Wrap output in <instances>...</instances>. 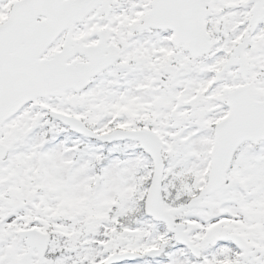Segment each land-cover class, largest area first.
Listing matches in <instances>:
<instances>
[{
	"label": "snow or ice",
	"instance_id": "6c2138e0",
	"mask_svg": "<svg viewBox=\"0 0 264 264\" xmlns=\"http://www.w3.org/2000/svg\"><path fill=\"white\" fill-rule=\"evenodd\" d=\"M0 264H264V0H0Z\"/></svg>",
	"mask_w": 264,
	"mask_h": 264
}]
</instances>
